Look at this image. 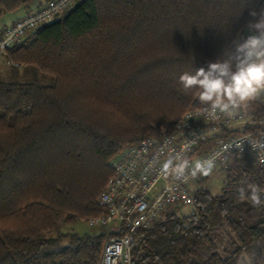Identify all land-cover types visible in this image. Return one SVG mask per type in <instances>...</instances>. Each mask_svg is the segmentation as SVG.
Segmentation results:
<instances>
[{"label": "trees", "instance_id": "1", "mask_svg": "<svg viewBox=\"0 0 264 264\" xmlns=\"http://www.w3.org/2000/svg\"><path fill=\"white\" fill-rule=\"evenodd\" d=\"M35 0H0L3 14ZM264 0H77L2 59L0 264H100L104 243L65 227L103 214L97 199L125 144L168 134L201 107L179 84L246 37ZM249 110L264 112L263 102ZM214 196L193 191L194 210L163 214L135 235L130 264H235L264 259V166L248 154L221 170ZM209 178V177H208ZM205 178V179H208ZM243 190V195H242Z\"/></svg>", "mask_w": 264, "mask_h": 264}, {"label": "built area", "instance_id": "2", "mask_svg": "<svg viewBox=\"0 0 264 264\" xmlns=\"http://www.w3.org/2000/svg\"><path fill=\"white\" fill-rule=\"evenodd\" d=\"M74 0H48L46 5L14 23L0 36V59L27 35L48 24L69 8ZM264 103V97L257 98ZM248 138H264V112L242 108L216 118L201 107L185 112L165 136L151 137L125 146L112 160V175L97 199L103 214L87 221L91 228L111 230L100 264H130L135 235L148 229L163 214L193 204L192 187L217 170L226 169L236 156L248 154L264 166V152L253 151ZM245 141L243 149L236 145ZM180 156L194 165L215 159L208 176L177 179L166 174L164 162Z\"/></svg>", "mask_w": 264, "mask_h": 264}, {"label": "clouds", "instance_id": "3", "mask_svg": "<svg viewBox=\"0 0 264 264\" xmlns=\"http://www.w3.org/2000/svg\"><path fill=\"white\" fill-rule=\"evenodd\" d=\"M250 15L255 19L248 22V35L233 41L231 49L207 67H200L194 72H184L178 82L185 93L193 92L201 105V112L216 118L219 114L231 115L247 107L250 101L264 97V9L253 10ZM253 151L264 152V138H248ZM245 141L236 145L243 149ZM215 166V159L197 160L194 165L188 160L175 156L163 164L166 174L177 179L187 176H208ZM249 199L254 205L261 204L264 189L249 185ZM243 195V190H242Z\"/></svg>", "mask_w": 264, "mask_h": 264}, {"label": "rangeland", "instance_id": "4", "mask_svg": "<svg viewBox=\"0 0 264 264\" xmlns=\"http://www.w3.org/2000/svg\"><path fill=\"white\" fill-rule=\"evenodd\" d=\"M76 1L77 0H74L73 4ZM19 12H21V9L16 10L14 12H9V13L3 14L1 16V18H0V31L3 30L4 28L10 26L16 20V18L18 17ZM248 34L249 33H247L246 36ZM11 66H12L11 64L6 63L1 58L0 59V75H6L8 72H10ZM253 102H256V99L253 100V101H250L249 104H252ZM245 108H247V107H245ZM127 145H130V144H125L121 148V150ZM223 185H224L223 173L220 170H217L208 179H202V180L198 181L192 187V192L199 190L201 192H209L210 194H212L214 196H217V195L221 194V190L223 188ZM193 210H194V206L193 205H189V206L178 208L175 212L179 216H185V215L190 214ZM98 230H99L98 228L89 227L88 223L85 222V221H78V222H75V223L65 227L64 232H66V233H75L77 235L82 236V235L95 234ZM108 240L109 239H107V241ZM235 264H264V259H263L262 254L255 255V254H253L251 252H248V253L245 252L238 258V260L235 262Z\"/></svg>", "mask_w": 264, "mask_h": 264}, {"label": "crops", "instance_id": "5", "mask_svg": "<svg viewBox=\"0 0 264 264\" xmlns=\"http://www.w3.org/2000/svg\"><path fill=\"white\" fill-rule=\"evenodd\" d=\"M48 0H35L28 9H21V12H19L18 17L16 18V20L8 27L4 28L3 30L0 31V36H2L5 31L11 27L14 23H16L17 21L23 19L24 17H26L28 14H31L35 11H37L38 9H40L41 7L45 6ZM10 64V63H9Z\"/></svg>", "mask_w": 264, "mask_h": 264}]
</instances>
